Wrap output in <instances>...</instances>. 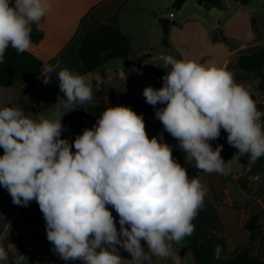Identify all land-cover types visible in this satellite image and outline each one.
Listing matches in <instances>:
<instances>
[{
    "label": "clouds",
    "instance_id": "1",
    "mask_svg": "<svg viewBox=\"0 0 264 264\" xmlns=\"http://www.w3.org/2000/svg\"><path fill=\"white\" fill-rule=\"evenodd\" d=\"M50 7V0H0V64L9 46L17 54L32 48L33 25ZM247 38H255L251 29ZM160 59L166 70L162 87L146 86L143 96L199 173H232L231 160L221 156L223 145L211 144L222 129L237 159L247 156L255 164L264 157V112L250 86L213 61L174 55ZM57 67L45 64L42 72L51 74ZM57 75L64 99L58 97L47 115L32 118L20 107H0V186L14 205L38 204L46 238L65 262L186 264L176 246L194 233L208 187L199 174L188 175L163 132L149 138L143 115L130 106L111 105L74 141L62 138L64 114L91 102L94 88L112 79L99 70L81 74L63 68ZM42 82L50 83V75ZM3 239L0 235V264H9ZM220 253L217 245L214 256L219 259ZM11 264H28V257L16 250Z\"/></svg>",
    "mask_w": 264,
    "mask_h": 264
},
{
    "label": "rangeland",
    "instance_id": "2",
    "mask_svg": "<svg viewBox=\"0 0 264 264\" xmlns=\"http://www.w3.org/2000/svg\"><path fill=\"white\" fill-rule=\"evenodd\" d=\"M78 1L50 0V5L60 7L59 9L65 13V17H60V21L56 19L62 28L70 29L73 17L85 9L88 13L93 9L103 10L100 19L105 20L114 14L121 2V0ZM106 10L108 11L106 12ZM201 10L194 0L185 2L179 10H176L172 0H128L118 15L121 30L126 35H130L134 50H143L148 47L151 50L147 54L150 55L141 64H139V60L136 63L135 60L131 61V69H136L131 88L128 87L130 86L128 80L120 78L115 70L117 66L115 62H120V59H115L114 63L104 65L99 71L106 72V77L112 79L109 86L113 88L111 98L114 106H130L137 114H142L149 138L163 132L164 140L173 148V156L179 163L181 160L182 166L185 168L190 167L187 169L188 175L193 177L199 174L201 180L206 181L207 179L209 188L205 201H209L217 207L221 225L218 228H210V230L224 239L222 256L231 258L241 249L249 248L253 258L264 260V227L255 233L252 239L243 228L245 221L257 213H262L261 221H264V175H261L252 184L254 194L259 196L261 200L258 204L256 202L257 197L252 195V192L251 195L247 194L238 184L239 179L245 178L247 166L240 163L236 157L231 159L233 171L230 175L222 177L216 173H199L194 165L186 160V154L177 147L178 142L164 131L163 125L155 119L154 115L140 112L127 103L130 96L134 101L146 103L143 89L146 86H152L156 89L162 87V77L166 74V70L162 68L163 61L160 59V55L175 56L178 54L179 57L195 59L201 63L213 61L219 65H224L225 59L229 57L231 61L227 68L235 72L238 82L251 87L253 99L264 112V95L258 89L260 83L264 84V78L262 80L255 73L244 72L236 64L241 50L248 49L251 51L252 46L264 44V0H261V5L256 9L253 8V4H239L233 8H230L228 4L227 10L216 20L209 16L207 21H203L200 15L204 13ZM171 12L174 14L172 21L176 23V26H171V34H169L168 42L169 44L171 42V48H166L163 45V29L159 20ZM195 22L198 24L197 26ZM253 26L258 30L261 38L260 42L255 44L253 39L247 38V32L249 29L253 31ZM38 29L41 30L39 26ZM243 44L246 47L240 48ZM234 53L236 54L233 55ZM0 90H3L0 91V107H3L11 103L15 87H5ZM58 97L50 90L49 83L41 82L35 95L37 110L31 117L37 118L40 114L47 115L54 111ZM89 103L95 104L96 101L92 100ZM156 107H163V105L158 104ZM61 111L64 110L61 109ZM66 117L67 113L62 118V124L66 128L62 133V138L70 141H74L76 135L82 134L84 128H90L94 124L86 119L72 120ZM222 131L224 130L222 129ZM2 154L3 150H0V155ZM224 184L227 185L226 195L223 191ZM2 194L3 191L0 186V195ZM40 225L41 219L28 206L14 205L10 194L5 199L0 197V228H4L2 243L9 252V264L14 260L16 250L28 257V264H57L54 258L59 256L54 253L53 246L48 253H45L27 239L35 234ZM117 227H119L118 223ZM187 244L184 241L182 245H178L176 248L179 254L185 258L186 264H195L190 251L181 253ZM119 251L123 258L131 259L129 253L123 249H119ZM72 263L83 264L80 260L72 261ZM156 264H170V261H158Z\"/></svg>",
    "mask_w": 264,
    "mask_h": 264
},
{
    "label": "trees",
    "instance_id": "3",
    "mask_svg": "<svg viewBox=\"0 0 264 264\" xmlns=\"http://www.w3.org/2000/svg\"><path fill=\"white\" fill-rule=\"evenodd\" d=\"M128 0H121L119 6L113 15L105 20H101V13L98 9H93L85 15L78 28V32L72 41L60 52V54L49 60L43 61L30 51L23 54H17L15 49L9 48L5 52L4 63L0 64V88L9 86L33 85L39 78L45 75H50L51 82L49 83L50 90L58 95L62 100L64 94L60 93L59 80L57 73L63 68H69L81 74H91L98 70L103 65L114 59L129 60V65L125 68L126 79L132 87L136 69H131L132 60H137L139 57L134 52L129 37L124 34L118 22V13L125 6ZM175 1V0H172ZM212 2H221L224 0H210ZM240 1V0H237ZM172 26L176 23L172 22ZM255 38L253 43H259L261 38L258 30L253 26ZM33 43H39L43 38V33L38 29V25H33L31 33ZM248 49L241 50L237 59V67L247 73H255L262 80L264 78V44L254 45ZM45 64L52 66L59 65L51 74H44L42 69ZM132 65V64H131ZM135 65V64H134ZM95 104H84L75 111L68 112L67 118L72 120L86 119L95 123L100 114L111 105L114 106L111 95L113 88L102 85L99 90H95ZM136 110L155 116V108L149 104L134 101L131 96L127 100ZM5 106H14V102L8 103ZM261 110V106H258ZM213 148L223 145L221 156L225 162L234 158L237 150L227 143V133L221 130V136L218 140L211 142ZM0 150H3L0 148ZM240 163L249 164L247 156L238 158ZM264 157L260 158L257 163L251 164V169L248 171L244 179H239V186L251 195L249 181L262 171V163ZM220 175V174H219ZM224 177L223 175H220ZM3 194L1 198L9 197L8 191L1 186ZM41 219V225L36 230L31 238H27L35 246L39 247L43 252L48 253L53 246L46 238V224L38 204L35 201L30 202L28 206ZM113 216L118 221V216L114 209H110ZM262 213H257L251 216L243 225L251 239L262 227ZM195 224L194 233L186 238L188 243L181 253L190 251L194 258L195 264H264V260L253 258L249 248L241 249L235 256L225 258L222 256V247H224V239L215 233H212L210 228L220 227V220L217 212V207L205 201L203 209L199 212L197 218L193 221ZM4 228H0V235H3ZM217 245L221 246L219 259L214 256V249ZM24 250V247H23ZM57 264H74L72 261L65 262L60 257L54 258ZM77 261V260H76ZM11 264V263H10Z\"/></svg>",
    "mask_w": 264,
    "mask_h": 264
},
{
    "label": "crops",
    "instance_id": "4",
    "mask_svg": "<svg viewBox=\"0 0 264 264\" xmlns=\"http://www.w3.org/2000/svg\"><path fill=\"white\" fill-rule=\"evenodd\" d=\"M61 1H63V0H61ZM64 1L65 2H79L78 0H64ZM259 1L261 2V0H259ZM222 2H223V11H222L221 15H223L224 11L227 10V5L229 4L227 0H224ZM59 8L60 7H55L54 5H51L47 16L38 25L39 28H41V31L43 33V38H42V40L39 43H37V44L33 43L32 48L29 50L31 53H33L34 55H36L37 57H39L43 61H49V60L57 57L60 54V52H62V50L72 41V39L77 34L81 19L85 15L88 14V11H86V9L84 11H81V13L76 14L73 17L72 27L67 30V29L62 28L61 24L59 25V23L56 22V19H58L60 21V19H61L60 17H65V13H63V10H61ZM200 8L202 9L201 11H203V13H204V14L200 15L201 19L203 21H207L206 19H207V17H209V14L205 10H203V8L201 6H200ZM102 11L103 10H101L100 13ZM107 11L108 10H106V12ZM120 11H119V13H120ZM119 13H118V15H119ZM221 15L217 16L216 18H212V19L216 20ZM166 17H168V16H166ZM171 22H173L172 19H171ZM195 25L197 26L198 24L196 23ZM119 27H120V23H119ZM120 29H121V27H120ZM169 34H171V27H170ZM127 36L129 37V39L131 41L130 35H127ZM244 47H246L245 44L240 46V48H244ZM166 48H171V42L169 44V47H166ZM150 50L151 49L146 47L143 50H137V51L134 50V52L136 53V55L140 59L143 55L147 54ZM236 53H234L233 55H235ZM165 55H168V54H165ZM233 55H232V57H233ZM161 56L162 55H160V57ZM181 58H183V57L181 56ZM139 59L135 60V63ZM114 60H111V61H109L106 64L114 63ZM144 61H145V59L143 60V62ZM230 61H231V58H229V57L226 58L224 65L227 64V67H229ZM115 63H117V66H116L115 70H116L118 76L120 78H126L125 68L129 65V60L128 61L121 60L120 62H115ZM101 68H99V69H101ZM98 70H96V71H98ZM93 72H95V71H93ZM101 74L104 75L105 77L107 76L106 72H101ZM42 80H43V78H39L33 85L9 86V87H15V92L12 95L13 99L11 101V102H14V107L22 108L24 110L25 114L31 117L37 110L36 103H35V95H36V90H37L38 86L41 84ZM4 88L5 87L0 88V89H4ZM0 91H3V90H0ZM93 100L96 101V97L95 96H93ZM67 116H68V113H67ZM179 161H180V164L182 165V161L181 160H179ZM245 165L247 166L246 173L244 174L246 176L248 171L251 169V164L249 163V164H245ZM189 168L190 167H188L186 169H189ZM261 175H264V161L262 163V171L259 172L255 176V178L249 183V187L251 189L252 195H254V196H256V195L254 194V191H253V188H252V184L254 183V181L259 179V177ZM235 176L239 177L240 175H235ZM202 183H204L209 188V186L207 184V179H206V181L202 180ZM226 184H224L225 187L223 189L225 195L227 193L226 189H227V185H228V184L227 185ZM256 197H257L256 202L259 204L261 200H260L259 196H256Z\"/></svg>",
    "mask_w": 264,
    "mask_h": 264
},
{
    "label": "water",
    "instance_id": "5",
    "mask_svg": "<svg viewBox=\"0 0 264 264\" xmlns=\"http://www.w3.org/2000/svg\"><path fill=\"white\" fill-rule=\"evenodd\" d=\"M187 1H189V0H175L174 4H175L176 10H179L183 6V4ZM194 1L199 6H201L203 8V10H205L209 14V16H211L212 18H216L217 16L222 14V11H223V2L222 1L218 2V3L212 2L210 0H194ZM227 1L230 5V8H233L239 4H241V5L253 4V8L256 9L261 5V2L259 0H240V1L227 0ZM159 23L163 29V45L165 47H169L168 40H169L170 27H171V23H172L171 19L169 17H164V18H161L159 20ZM149 55L150 54H145L144 56H142L139 59V64H141V62H143V60ZM175 56L177 58H179L178 54H175ZM258 89L264 95V84L263 83L259 84Z\"/></svg>",
    "mask_w": 264,
    "mask_h": 264
},
{
    "label": "built area",
    "instance_id": "6",
    "mask_svg": "<svg viewBox=\"0 0 264 264\" xmlns=\"http://www.w3.org/2000/svg\"><path fill=\"white\" fill-rule=\"evenodd\" d=\"M167 16H168L170 19H172L173 16H174V14L171 12V13H169Z\"/></svg>",
    "mask_w": 264,
    "mask_h": 264
}]
</instances>
